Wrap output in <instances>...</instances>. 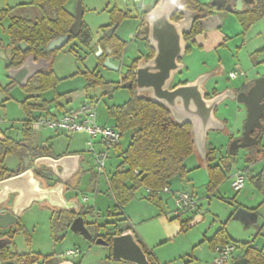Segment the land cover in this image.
<instances>
[{
  "label": "rangeland",
  "instance_id": "rangeland-1",
  "mask_svg": "<svg viewBox=\"0 0 264 264\" xmlns=\"http://www.w3.org/2000/svg\"><path fill=\"white\" fill-rule=\"evenodd\" d=\"M77 1L82 4V19L90 29L91 40L85 45L75 38L53 53L50 57L51 66L61 81L54 89H49L39 95L32 94L28 102L34 103L43 99L50 101L55 97L57 99L54 101L62 105V108L58 107L61 110L76 109L84 102L93 103L96 107L98 123L111 125L113 121L108 116L107 108L111 105H120L131 96L130 90L121 83L127 65L141 53L147 54L145 45L143 47L134 37L141 14L136 8L137 3L125 0H68L67 7L73 12ZM199 1L206 3L210 0ZM29 2L30 0H0V10L12 8L11 13L0 20V103L3 105L0 109V134L2 135V131H7L6 135L15 139L22 137L21 127L26 116L21 107V101L28 96V93L17 84L11 86L8 94L2 89L9 82L7 69L4 67L5 58L11 51L7 25L10 15L25 16L33 21L41 19L46 14L51 15L50 11L44 12L43 9L30 5ZM152 2L153 0H142V4L146 5L144 9L147 10ZM113 7L122 11L129 10L131 14L116 29L117 35L127 42L122 57L110 59L111 64L117 67L116 69L98 63V54L94 51L99 38L104 34L102 26L110 22L109 10ZM194 40L195 42L188 44L189 50L182 57L184 67L175 75L172 85L190 82L199 75L218 67L219 72L211 75L204 84L206 94L210 96L213 90L221 92L225 86L240 87L246 79L248 81V79H256L264 75V51H261L264 47V18L259 19L247 30H243L236 16L233 13H227L220 28L209 32L206 38L196 37ZM94 68L101 73L107 83L87 87V79L78 72ZM229 70L237 71L236 79L228 78ZM215 115L224 122L225 128L222 131L210 130L208 132L206 147L213 148L216 154L215 160L209 162L210 165L218 164L219 158L226 155L232 141L229 132L233 131L240 137L244 124V122L242 124L241 116H238L236 101L228 98L217 106ZM128 137V133L122 135L121 144L123 146L126 145ZM85 139L84 134L67 135L41 129L38 133L31 134L28 144L31 146L44 144L50 149L48 154L52 156L72 153L83 155V160L80 161L78 183L74 187L75 191L69 192L67 196L76 195L84 208L99 207L100 210L97 212L100 213L99 217L96 212L94 215L85 214L87 228L92 237L96 235L110 237L117 230L128 227L138 236L140 229L142 235L147 237L149 243L152 244L153 253L164 264H214L213 259L216 254L214 249L210 248L208 240L221 227L226 230L228 242L237 245L234 258L242 256L244 251L242 243H249L264 251V239L260 236V229L264 224V192L252 179L259 174L264 165V160L260 158L264 150V133L261 134L258 144L240 147L236 150L234 163L225 179L214 191L208 189V173L201 158L193 153L190 156L194 157L185 159L188 180L182 183L179 177L175 176L170 184L174 190L184 189L193 194L197 199V209L192 214L182 217V219L187 218L185 223L187 228L184 231H180L179 228L174 232L173 238L168 240H163L162 235H165L166 227L157 217V215L166 217L169 220L167 222L178 220L172 218V210L175 207L174 199L164 200L167 194H161L164 208L160 211L147 201L146 189L139 188L134 198L129 201L130 205L125 208L127 215L132 217L130 223L122 220V215L118 216L119 220L115 216L105 215L108 206L112 210L114 201L102 192L107 187L106 177L99 178V192L95 194L92 190L94 170L90 156L86 153ZM260 151L261 154L258 153ZM116 154V151L111 152L106 162V174L116 169L119 161ZM250 158L255 160L249 162ZM34 159L32 154L26 157L24 167H33ZM16 166L17 158L14 155L7 156L4 167L16 169ZM238 171L244 173L245 181L243 187L236 191L231 185V179ZM45 177L48 184H53L55 180L53 176L47 172ZM83 196L88 199L85 203L82 200ZM9 198L12 199V196ZM42 204L44 203L35 202L21 214L18 220L20 229L14 233L12 243L8 245L10 250L27 257L35 256V260L30 264H64V262L75 264L76 260L66 257L64 252L78 246L83 248L84 241L88 239L80 233L70 231L71 218L68 217V212L60 214L52 207L43 208ZM133 206H137V210ZM240 207L252 208L258 215L257 223L244 225L239 220L232 219L233 213ZM135 216H140L141 219L146 217L149 220L136 226ZM168 231L171 229L169 228ZM93 248L106 249L108 253L110 252L108 245L94 244ZM37 254H39L38 257ZM25 258H13L9 262L10 264H25Z\"/></svg>",
  "mask_w": 264,
  "mask_h": 264
},
{
  "label": "trees",
  "instance_id": "trees-1",
  "mask_svg": "<svg viewBox=\"0 0 264 264\" xmlns=\"http://www.w3.org/2000/svg\"><path fill=\"white\" fill-rule=\"evenodd\" d=\"M66 2L67 0H30V5L39 7L44 12L50 11L51 15L46 14L36 21L25 16H12L10 24L7 27L10 44L13 47L11 57L13 66L20 65L28 55H32L35 59L46 58L49 66L46 70L39 71L31 77L25 85H19L28 93V96L21 101V107L26 119L22 122L21 139H15L7 135L0 138V179L4 178L5 175L9 177L16 174L15 171L4 167L5 159L9 155H14L17 158V167L20 171L24 169V159L30 154L34 158L38 156H52L48 154L50 149L46 145L31 146L28 144L32 134L30 125L38 116L48 113L52 104L53 106L56 105L57 108L60 105L54 101L57 99L55 97L50 101L43 99L34 103L28 102V98L33 96L32 94L39 95L49 89H54L61 81L54 73L50 59L53 53L60 49L48 52L45 50V46L51 39L68 33L74 16L65 7ZM181 4L185 9L190 11H196L205 6V4L200 3L198 0H181ZM8 11V9L1 10L0 19ZM109 12L110 22L102 26L104 34L98 41L101 53L97 55V60L100 64H103L106 58L120 59L127 45V42L117 35V33L114 32L110 37H107L105 32L114 24L118 25L124 19L129 18L130 11H122L113 7ZM234 14L243 30H247L254 21L264 16V10L254 12L235 11ZM180 17L181 14L176 13L172 18L178 19ZM195 26L193 23L190 32L184 35L187 41L186 51L189 50V41L199 31ZM134 37L144 42L147 54L133 59L123 73L121 83L130 90V98L120 105H111L107 108L108 116L113 121L111 125L119 128L122 135L128 133L129 136L125 146L121 144L117 147L116 156L119 159L118 164L113 172L106 174L107 187L102 191L114 201L112 210L108 207L105 215L115 216L117 220H119L118 216L122 215V207L134 198L136 191L141 187H144L148 192L146 196L147 201L160 211H163V201L160 196L161 193H158V191L165 186L170 187L171 179L175 176H178L181 181H187L188 170L184 165V161L189 155L196 153L190 124L177 123L173 119L170 110L165 105L151 100L147 93H142L137 97L135 73L137 63L141 60H147L153 55V50L147 41L148 26L143 18L136 28ZM75 38H78L85 45L90 42L91 33L85 22L82 23L79 34L76 37L69 35L67 43L73 41ZM19 43H25L28 48L21 50L17 47ZM261 51H264V47ZM78 73L83 74L87 79V87H95L107 83L96 68ZM14 84L16 83L9 79L7 85L2 88L3 91L8 94L11 86ZM206 96L208 97L209 95L206 94ZM2 106L0 104V109ZM262 133H264V128L257 135L259 142ZM230 140L233 141L234 139L230 137ZM235 153L236 151L233 152L228 149L226 155L219 158L218 164L210 165L209 162L215 160L216 154L213 148H207L205 162L203 161V163L208 173V189L210 191H214L225 179L227 172L235 161ZM258 153L261 154V151ZM260 158L264 160V150H262ZM248 160L249 162H253L255 159L250 158ZM78 177H76L75 183H78ZM252 179L258 187H261L259 175L252 177ZM98 184L99 177L94 173L91 186L95 194L99 192ZM95 210L97 211L94 206H88L87 208L82 207L80 211H58L60 214L68 212L67 215L71 218V221L77 215H81L85 221V214L90 213L94 215ZM186 221L187 219L180 220V231H184L187 228ZM85 225L87 226L86 221ZM19 229L20 224L17 223V228L10 232L9 238L12 239L14 233ZM126 231H131V228L117 230L114 235ZM112 236L96 235L89 240L95 243V238L101 237L111 247ZM134 238L147 255L148 264H158L152 252L146 249L135 235ZM208 242L211 249H215L218 245L222 246L229 243L226 230L223 227L217 229ZM232 244L236 248L237 245L235 243ZM242 245L244 246V251L241 257L245 258V264H264L263 249L251 246L249 243H242ZM36 256L38 257L39 254ZM19 257H26L25 264H30L35 260V256L27 257L11 251L8 245L0 247V261L2 264H10L9 261L11 259Z\"/></svg>",
  "mask_w": 264,
  "mask_h": 264
},
{
  "label": "water",
  "instance_id": "water-1",
  "mask_svg": "<svg viewBox=\"0 0 264 264\" xmlns=\"http://www.w3.org/2000/svg\"><path fill=\"white\" fill-rule=\"evenodd\" d=\"M245 0H236L235 10H240ZM228 11L233 8L229 4ZM181 14V18L173 20L172 16ZM83 7L77 1L74 10V20L70 24L68 33L51 39L45 46L46 51L59 50L69 40V35L76 37L83 23ZM195 13L185 9L181 0H158L145 14V23L148 26L147 41L153 50V55L147 60H141L136 66V95L147 93L148 97L160 104L165 105L171 112L173 119L180 124H190L197 154L205 162L207 151L206 142L210 130L222 131L225 124L216 117L217 106L225 99L236 100L246 108V118L243 131L239 138L234 139L230 151H236L240 147H248L258 144L257 136L251 135L256 129L264 128V78L255 80V85L261 86L259 98H252L251 93H236L232 89H225L215 95L206 96L204 84L211 76V72L199 75L190 82L172 85L174 77L184 67L182 57L185 54L187 41L184 38L192 28ZM222 20L217 17L214 27H218ZM117 24L113 25L105 33L110 37L115 31ZM21 49L27 46L23 43L18 45ZM101 53V50L97 53ZM104 66L117 68L111 64L109 58L104 61ZM10 65L9 59L5 58L4 67ZM49 62L45 58L34 59L27 56L17 67H10L7 74L10 80L17 85H25L27 81L41 70H46ZM248 97L251 101H248ZM81 154H65L58 158L52 156H39L34 159L33 167L28 168L14 176L0 180V206L7 204L11 195H14L12 204L5 212H0V229L17 228V221L21 214L33 203H47L57 210H80L78 199H67L64 195L65 185L80 171ZM47 168L59 178V183L46 186L44 180L37 176L35 170ZM18 170V169H17ZM260 176L261 189L264 192V165L258 174ZM232 219L239 220L244 225L256 224L258 215L254 210L240 207L232 215ZM69 229L73 233H80L87 239L92 238L85 221L81 215H77L70 223ZM260 236L264 239V224L260 229ZM95 244L107 245L101 237L94 240ZM11 238L0 239V245H9ZM111 257L113 260L126 261L132 264H148L147 255L142 247L136 242L130 232L115 234L111 237ZM230 264H245V258L241 257Z\"/></svg>",
  "mask_w": 264,
  "mask_h": 264
},
{
  "label": "built area",
  "instance_id": "built-area-1",
  "mask_svg": "<svg viewBox=\"0 0 264 264\" xmlns=\"http://www.w3.org/2000/svg\"><path fill=\"white\" fill-rule=\"evenodd\" d=\"M125 1L139 3L141 0ZM237 75L235 70L228 73L229 78H235ZM41 129H49L67 135L84 134L86 136V153L90 156L93 173L99 178L106 177V162L109 160L111 152L116 151L117 147L121 145V130L113 125H100L96 119V107L89 102L82 103L76 109L59 110L53 106L48 113L38 116L30 125V130L33 133H38ZM244 181V173L238 171L232 176L231 185L238 191L243 187ZM165 192L172 193L175 205L172 210L174 218L192 214L197 209V199L190 192L185 190L172 192L168 186L158 191V193ZM82 200L85 203L88 199L83 196ZM234 250L235 247L231 243L216 246L214 264H229ZM80 253L79 248H71L67 249L64 255L74 257Z\"/></svg>",
  "mask_w": 264,
  "mask_h": 264
},
{
  "label": "flooded vegetation",
  "instance_id": "flooded-vegetation-1",
  "mask_svg": "<svg viewBox=\"0 0 264 264\" xmlns=\"http://www.w3.org/2000/svg\"><path fill=\"white\" fill-rule=\"evenodd\" d=\"M158 0H153V2H152V4H151V6L147 9V10H145L144 9V7L146 6L145 4H142V0L139 2V3H137L136 4V8H137V10L139 11V14H141V16H140V20L143 18L144 19V22H145V14L148 12V11H150L151 10V8L154 6V4L157 2ZM199 1V0H198ZM200 3H203V2H201V1H199ZM235 3H236V0H210L209 2H206V3H203V4H205V6L204 7H202V8H199V9H197L196 11H192V12H194L195 13V19H194V21H193V23L196 25L195 27L199 30L195 35H194V37L189 41V42H195V40L194 39H196V37H201V38H206V37H208V35H209V32H211V31H213L214 29H217V28H220V26H221V24L223 23V20H224V18L226 17V15H227V13H233L234 14V12L235 11H237V10H235ZM229 4H231V6H232V8H233V10L232 11H228L227 10V8H229L230 6H229ZM39 8V7H38ZM6 9H8L9 11H8V13L3 17V18H5L9 13H11L10 12V9H12V8H5V9H1V10H6ZM264 10V0H245L244 1V3H243V5L241 6V9L240 10H238V11H242V12H251V11H258V10ZM0 10V11H1ZM72 12V14H73V16H74V12L73 11H71ZM138 13V12H137ZM131 15V14H130ZM235 15V14H234ZM12 16H20V15H10V19H11V17ZM136 16H138L139 17V15H136ZM174 16V15H173ZM172 16V17H173ZM23 17V16H22ZM217 17H220V19L222 20V22H221V24L218 26V27H214V25H215V23L217 22ZM181 18V17H180ZM261 18H264V16H262V17H260L259 19H261ZM173 19V18H172ZM179 19V18H178ZM178 19H173V20H178ZM259 19H257L256 21H254L252 24H251V26L255 23V22H257ZM1 20V19H0ZM9 24H10V20H9V23H8V25H7V27L9 26ZM115 25V24H114ZM193 25V24H192ZM119 26V24L117 25V27ZM250 26V27H251ZM112 27V26H111ZM111 27H109V28H111ZM117 27H116V29H117ZM109 28L107 29V31L109 30ZM116 29H115V33H116ZM106 31V32H107ZM105 32V33H106ZM113 32V33H114ZM112 33V34H113ZM142 42V41H141ZM20 44V43H19ZM19 44H17V47H18V45ZM23 44H25V43H23ZM67 44V43H66ZM65 44V45H66ZM26 45V44H25ZM9 46L11 47V51H10V54H9V56L7 57L8 59H9V61H10V65L6 68L7 70H8V68H10V67H17V66H13V64H12V52H13V47L11 46V44H9ZM27 46V45H26ZM18 48H20V47H18ZM27 48H28V46H27ZM26 48V49H27ZM21 49V48H20ZM21 50H25V49H21ZM29 56V55H28ZM42 58V57H41ZM35 59V58H34ZM38 59V58H37ZM46 59V58H45ZM47 60V59H46ZM48 61V60H47ZM19 66V65H18ZM42 71V70H41ZM211 71V70H210ZM213 71V70H212ZM37 74V73H36ZM35 74V75H36ZM34 76V75H33ZM32 76V77H33ZM259 78H264V75H262V76H258V78H256V79H252V80H250L248 83H246L244 86H242L241 88H239V89H237V91H235L236 93H244L245 95L246 94H248L249 92L251 93V95H252V98H259V95L261 94V86H262V83L260 84V85H255V80H257V79H259ZM225 89H227V87H225L223 90H225ZM222 90V91H223ZM217 93H219V92H217L216 90H213V92L211 93V95L210 96H212V95H215V94H217ZM209 96V97H210ZM248 101H251L250 99H249V97H248ZM261 103H264V96H263V98L261 99V101H260ZM1 104V103H0ZM263 110H264V108H263ZM261 122L262 123H264V120L263 119H261ZM258 133H259V131L258 130H256V129H254L252 132H251V135H253V136H257L258 135ZM2 137H3V135H2ZM2 137H0V138H2ZM60 156H62V155H58V156H52V157H54V158H58V157H60ZM39 157V156H38ZM37 158V157H36ZM28 168H31V167H24V169L23 170H19V168L16 166V169H9V170H12V171H15L16 172V174H18V173H21L22 171H24V170H26V169H28ZM18 169V170H17ZM49 173L51 176H53L54 178H55V180H54V182H53V184H48L47 182H46V177H45V174L46 173ZM35 173L37 174V176H39L40 178H42L43 180H44V182H45V184H46V186H53V185H55V184H57V183H59V178H57L53 173H52V171L50 170V169H47V168H44V167H42V168H40V169H38V170H35ZM16 174H14V175H16ZM13 175V176H14ZM78 175H79V173L77 174V175H75L73 178H71V179H69V181L66 183V185H65V191H64V195H65V197L67 198V199H78V197L76 196V195H70V196H67V194L69 193V192H74L75 190V186H76V184L77 183H75V180H76V177H78ZM9 177H11V176H9ZM4 178H7V175H5V177ZM4 178H2V179H4ZM1 180V179H0ZM74 185V186H73ZM12 196V199H8V201H7V204L6 205H4V206H0V212H5L6 210H7V208L8 207H10L11 206V204H12V200H13V198H14V195H11ZM10 196V197H11ZM79 200V199H78ZM79 202H80V200H79ZM82 205H81V203H80V210L82 209V207H81ZM52 209H55V208H52ZM79 210V211H80ZM19 220V219H18ZM17 223H18V221H17ZM71 223V222H70ZM11 231H13V229H12V227H8V228H6V229H0V239H5V238H9V234H10V232ZM2 245H0V247H1Z\"/></svg>",
  "mask_w": 264,
  "mask_h": 264
},
{
  "label": "crops",
  "instance_id": "crops-1",
  "mask_svg": "<svg viewBox=\"0 0 264 264\" xmlns=\"http://www.w3.org/2000/svg\"><path fill=\"white\" fill-rule=\"evenodd\" d=\"M68 1V0H67ZM65 7L69 10V11H72V10H70L68 7H67V2H66V4H65ZM102 37V36H101ZM100 37V38H101ZM99 38V39H100ZM226 40H227V38H226ZM99 41V40H98ZM140 43H141V45L144 47V44L141 42V41H139ZM99 50H100V47H99V44H98V42H97V45L95 46V48H94V51H97V53L99 52ZM141 55H144V54H140V56ZM110 60V59H109ZM97 70V69H96ZM213 70V71H212ZM211 71H209V72H211V75H216L218 72H219V68L218 67H215L214 69H212ZM98 71V70H97ZM230 71H232V70H229L228 71V73L230 72ZM100 73V72H99ZM101 74V73H100ZM65 78V77H64ZM229 78V77H228ZM237 78V76L235 77V78H230V79H236ZM250 80H252V79H250ZM249 79H248V81H247V79L244 81V83L242 84V86H244L246 83H248L249 81H250ZM242 86H240V87H235V88H232V87H229V86H225V87H227V89H232L234 92L235 91H237V89H239V88H241ZM224 87V88H225ZM223 88V89H224ZM222 89V90H223ZM217 91V90H216ZM213 92V91H212ZM218 92V91H217ZM234 101H236V100H234ZM60 105V107L62 108V105L61 104H59ZM53 107V104L50 106V109ZM55 107H56V105H55ZM236 107H237V113H238V116L240 115L241 116V118H242V124H243V122H244V120H245V117H246V108H245V106L242 104V103H239V102H237L236 101ZM57 108V107H56ZM61 108L59 109V110H61ZM63 110V109H62ZM33 133V132H32ZM6 134H7V131H2V135L4 136H6ZM229 134H230V136L233 138V139H236V138H238L239 136L238 135H235L234 133H233V131L232 132H229ZM2 135L0 134V137H2ZM196 154H197V152H196ZM198 155V154H197ZM199 156V155H198ZM188 157H194V156H188ZM200 157V156H199ZM192 159H194L195 160V158H192ZM202 160V159H201ZM202 162H203V160H202ZM184 163H185V161H184ZM185 165V164H184ZM186 167V166H185ZM263 168V167H262ZM261 168V169H262ZM187 169V168H186ZM188 170V169H187ZM261 171V170H260ZM250 177H252V175L250 176ZM186 179L188 180V177H186ZM179 181L180 182H185V181H181L180 179H179ZM177 190H184V189H178V188H176ZM170 190L172 191V192H174V191H177V190H174L172 187H171V184H170ZM147 191V190H146ZM147 194H146V196L148 195V192H146ZM161 194H167L168 196L164 199L165 201L166 200H168V198L169 199H171V198H173V196L171 197V195H172V193H161ZM161 194H160V196H161ZM73 199V198H72ZM162 201H163V199H162ZM43 206V208H46V207H49L50 208V206L47 204V203H45L44 202V204H42ZM127 205H130V202L129 203H127L125 206H123L122 207V219H124V220H126V222H128V223H130V221H131V218L132 217H130L129 215H127V213H126V211H125V208L126 207H128ZM96 209H97V211L95 210V212L97 213V212H99V207H96V206H94ZM109 207V206H108ZM107 207V208H108ZM130 207V206H129ZM110 208V207H109ZM133 208L135 209V210H137V206L135 207V206H133ZM163 208H164V201H163ZM53 210H55V209H53ZM250 210H252V208H250ZM97 215H98V217L100 216V213H97ZM136 217V216H135ZM157 217H158V219H160V221H163V223H164V225H165V227H166V231H165V235H162L163 236V240H168V239H170L171 237L173 238V234H174V232L175 231H177V230H179V228H180V220H184V219H182V217L181 218H179L178 220H176L175 222H167V218L166 217H163V216H159V215H157ZM137 218V220L135 219V222H136V226H139V224H143L146 220H149V218H146V217H144V218H142L141 219V217L140 216H137L136 217ZM172 218H174V217H172ZM187 219V218H186ZM169 221V220H168ZM132 223V222H131ZM131 225H133V227H134V224L132 223ZM171 229V231H168V229ZM138 229H139V227H138ZM126 232H130L133 236L135 235L134 234V232H131V231H126ZM123 233H125V232H123ZM77 234H79V233H77ZM139 235L137 236V235H135L136 237H137V239L144 245V247L146 248V249H148L149 251H151L152 252V254H153V256H154V258H155V260H156V262L158 263V264H164V263H161L160 261H159V259H158V257L153 253L154 251H153V249H152V244L151 243H149V241H148V238L147 237H145V236H143L142 235V232H140V229H139V233H138ZM135 239V238H134ZM89 240V239H88ZM84 241L85 242V245H84V247L83 248H81L80 246H78L77 248H79V250L81 251V253L78 255V256H74V257H68V256H66V257H68V258H71V259H73V260H76V262H75V264H132V263H129V262H126V261H121V260H113L112 259V257H111V247H110V252L108 253V251L105 249V250H98L97 248H93V245L95 244V243H92L90 240L89 241ZM162 240V239H161ZM137 242V241H136ZM96 245H101V244H96ZM259 248V247H258ZM71 249V248H70ZM235 254V250H234V252L232 253V255H231V258H230V262H229V264L231 263V262H233L234 260H237V259H239L238 257L237 258H234L233 257V255ZM65 257V258H66ZM241 258V257H240ZM214 260V259H213ZM65 261V260H64ZM213 263H214V261H213ZM2 264V263H1ZM64 264H70V263H68V262H64ZM71 264H74V262H71Z\"/></svg>",
  "mask_w": 264,
  "mask_h": 264
}]
</instances>
